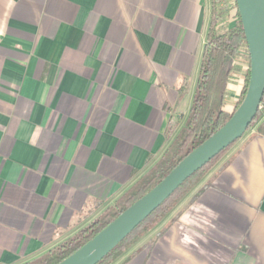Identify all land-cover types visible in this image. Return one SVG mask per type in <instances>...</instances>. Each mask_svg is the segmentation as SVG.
Here are the masks:
<instances>
[{
    "label": "crops",
    "instance_id": "crops-1",
    "mask_svg": "<svg viewBox=\"0 0 264 264\" xmlns=\"http://www.w3.org/2000/svg\"><path fill=\"white\" fill-rule=\"evenodd\" d=\"M211 15V0H0V264L71 239L161 160L190 116ZM260 125L127 264H264Z\"/></svg>",
    "mask_w": 264,
    "mask_h": 264
},
{
    "label": "trees",
    "instance_id": "trees-1",
    "mask_svg": "<svg viewBox=\"0 0 264 264\" xmlns=\"http://www.w3.org/2000/svg\"><path fill=\"white\" fill-rule=\"evenodd\" d=\"M211 1L212 15L207 35L202 76L190 116L179 135L171 143L161 160L124 194L113 207L108 208L97 220L71 239L60 244L46 255L25 264H58L73 254L126 208L154 188L189 152L223 126L240 105L246 94L249 82V57L240 99L236 102L232 111H228L225 108L228 86L235 70L236 62L242 52H247V42L240 14L236 1L233 0L231 7L235 10L233 16L235 25L224 32H220L219 29L222 25L224 14V10L220 7L222 0ZM263 115L264 96L259 110L245 134L256 126ZM259 132L264 134V125L259 126ZM240 139L233 142L188 178L158 209L152 212L98 264H127L139 251V249L134 250V248L173 213L178 205L205 180L225 154ZM210 184V182L203 184L194 193L192 199H196ZM174 220L171 219L170 223ZM165 229L163 228L159 231L157 236H160Z\"/></svg>",
    "mask_w": 264,
    "mask_h": 264
},
{
    "label": "water",
    "instance_id": "water-1",
    "mask_svg": "<svg viewBox=\"0 0 264 264\" xmlns=\"http://www.w3.org/2000/svg\"><path fill=\"white\" fill-rule=\"evenodd\" d=\"M249 51L246 94L228 121L189 152L154 188L58 264H98L188 178L247 131L264 96V0H235Z\"/></svg>",
    "mask_w": 264,
    "mask_h": 264
},
{
    "label": "rangeland",
    "instance_id": "rangeland-1",
    "mask_svg": "<svg viewBox=\"0 0 264 264\" xmlns=\"http://www.w3.org/2000/svg\"><path fill=\"white\" fill-rule=\"evenodd\" d=\"M233 4V0H222L221 4H220V7H222V9L224 10V14H223V18H222V25L219 29L220 32H224L226 31L225 29H227L228 27H230L228 25V20L230 19V16L232 15V7L231 5ZM248 54L245 56V65L248 66ZM240 60V59H239ZM211 173V172H210ZM209 173V174H210ZM208 174V175H209ZM208 177V176H207ZM206 177V178H207ZM205 178V179H206ZM200 186V185H199ZM196 190V189H195ZM194 190V191H195Z\"/></svg>",
    "mask_w": 264,
    "mask_h": 264
},
{
    "label": "built area",
    "instance_id": "built-area-1",
    "mask_svg": "<svg viewBox=\"0 0 264 264\" xmlns=\"http://www.w3.org/2000/svg\"><path fill=\"white\" fill-rule=\"evenodd\" d=\"M246 54H248V56H249V51H248V46H247V52L246 51H244Z\"/></svg>",
    "mask_w": 264,
    "mask_h": 264
}]
</instances>
